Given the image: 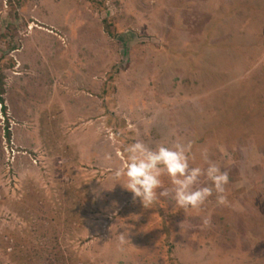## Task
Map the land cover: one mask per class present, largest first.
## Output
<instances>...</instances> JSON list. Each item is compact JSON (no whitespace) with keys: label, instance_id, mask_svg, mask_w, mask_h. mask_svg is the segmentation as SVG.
I'll return each mask as SVG.
<instances>
[{"label":"rangeland","instance_id":"1","mask_svg":"<svg viewBox=\"0 0 264 264\" xmlns=\"http://www.w3.org/2000/svg\"><path fill=\"white\" fill-rule=\"evenodd\" d=\"M0 74V264H264V0H0ZM137 139L207 147L227 205L133 202Z\"/></svg>","mask_w":264,"mask_h":264},{"label":"clouds","instance_id":"2","mask_svg":"<svg viewBox=\"0 0 264 264\" xmlns=\"http://www.w3.org/2000/svg\"><path fill=\"white\" fill-rule=\"evenodd\" d=\"M193 144L189 139L150 147L142 140H135L124 148L122 166L112 171L113 186L119 184L133 202L138 200L145 209L153 208L157 202L161 205L158 207L164 208L163 201L170 198L177 210L199 212L213 193L218 204L227 205L228 173L209 158L207 147L194 152ZM197 158L201 164H195ZM163 177H167L170 187L164 186ZM201 177L208 184L201 186ZM95 195L99 197L100 193Z\"/></svg>","mask_w":264,"mask_h":264},{"label":"trees","instance_id":"3","mask_svg":"<svg viewBox=\"0 0 264 264\" xmlns=\"http://www.w3.org/2000/svg\"><path fill=\"white\" fill-rule=\"evenodd\" d=\"M2 81H3V77H2V74H0V103L4 102L3 97H2V94H3ZM7 135L9 137V134H7Z\"/></svg>","mask_w":264,"mask_h":264}]
</instances>
